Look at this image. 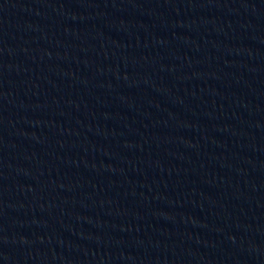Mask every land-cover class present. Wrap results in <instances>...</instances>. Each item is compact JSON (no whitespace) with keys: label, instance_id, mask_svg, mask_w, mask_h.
I'll return each mask as SVG.
<instances>
[{"label":"water","instance_id":"1","mask_svg":"<svg viewBox=\"0 0 264 264\" xmlns=\"http://www.w3.org/2000/svg\"><path fill=\"white\" fill-rule=\"evenodd\" d=\"M0 264H264V0H0Z\"/></svg>","mask_w":264,"mask_h":264}]
</instances>
